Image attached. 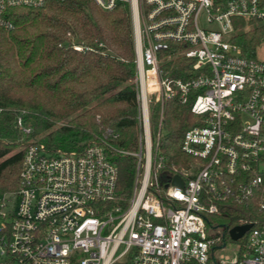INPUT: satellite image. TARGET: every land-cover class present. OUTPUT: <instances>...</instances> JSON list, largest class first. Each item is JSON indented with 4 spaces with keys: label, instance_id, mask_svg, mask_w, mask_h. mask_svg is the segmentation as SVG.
Here are the masks:
<instances>
[{
    "label": "built area",
    "instance_id": "2783aa9c",
    "mask_svg": "<svg viewBox=\"0 0 264 264\" xmlns=\"http://www.w3.org/2000/svg\"><path fill=\"white\" fill-rule=\"evenodd\" d=\"M94 1L104 11L127 5L132 19L139 138L135 150H115L135 160L131 195L119 190L108 144L54 153L28 141L18 188L0 196V264H264V224H252L231 260L221 253L231 229L213 221L220 203L248 205L264 192V61L234 41L241 20L264 28V0ZM47 2L0 0V27L14 28L7 9ZM173 48L190 77L164 76ZM174 99L191 103L196 125L182 140L184 163L166 172L164 108ZM26 118L20 111L17 128L29 135Z\"/></svg>",
    "mask_w": 264,
    "mask_h": 264
},
{
    "label": "trees",
    "instance_id": "16d2710c",
    "mask_svg": "<svg viewBox=\"0 0 264 264\" xmlns=\"http://www.w3.org/2000/svg\"><path fill=\"white\" fill-rule=\"evenodd\" d=\"M12 30L0 27V196L18 188L25 144L41 136L54 153L83 151L94 144H108L109 156L119 171V190L131 195L135 163L115 150H135L139 138L138 83L132 19L129 6L102 10L94 0H48L43 8L6 10ZM237 26L235 43L243 56L258 59L264 43L263 27ZM81 44L84 51L75 50ZM162 65L164 76L186 79L191 64L175 55L174 48ZM190 73V74H189ZM20 111L33 132L17 128ZM153 128L159 124L161 105L152 104ZM164 156L173 166L183 162L185 132L196 125L191 103L178 99L165 104ZM69 119L68 125L57 122ZM111 129L114 135L106 137ZM264 192H256L248 205L220 203L214 222L232 229L246 223L264 224ZM117 264H129L128 261Z\"/></svg>",
    "mask_w": 264,
    "mask_h": 264
},
{
    "label": "rangeland",
    "instance_id": "374dc122",
    "mask_svg": "<svg viewBox=\"0 0 264 264\" xmlns=\"http://www.w3.org/2000/svg\"><path fill=\"white\" fill-rule=\"evenodd\" d=\"M256 55H257V58L259 60L264 61V43L257 49ZM69 121H70L69 119H65V120L59 121V122H57V126L68 125L67 123ZM40 137L41 136L39 135V136L34 137V139L38 140V139H40ZM34 139H31L29 141H32ZM214 233H216L215 230H214ZM236 247H237V243L235 241H228L227 248L224 251H222L221 253L224 256H229V258L231 260H234L237 257V253H236V250H235Z\"/></svg>",
    "mask_w": 264,
    "mask_h": 264
},
{
    "label": "water",
    "instance_id": "95a60500",
    "mask_svg": "<svg viewBox=\"0 0 264 264\" xmlns=\"http://www.w3.org/2000/svg\"><path fill=\"white\" fill-rule=\"evenodd\" d=\"M172 184L181 188L184 187V182L179 176H175V178H173ZM251 228L252 224H245L232 228L229 232L231 240L237 242L242 239Z\"/></svg>",
    "mask_w": 264,
    "mask_h": 264
}]
</instances>
